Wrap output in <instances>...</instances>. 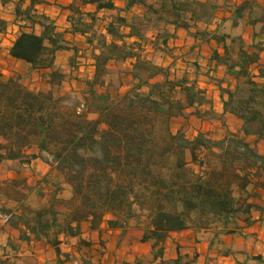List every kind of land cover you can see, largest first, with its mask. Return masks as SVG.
<instances>
[{
    "label": "trees",
    "instance_id": "obj_1",
    "mask_svg": "<svg viewBox=\"0 0 264 264\" xmlns=\"http://www.w3.org/2000/svg\"><path fill=\"white\" fill-rule=\"evenodd\" d=\"M0 1L4 7L14 4L23 24L10 56L32 65L27 78L46 87L31 89L23 74L0 77V167L36 161L49 167L37 191L20 170H13L11 179L0 177V225L19 231L24 241L46 242L69 260L62 246L78 239V246L89 245L81 238L84 226L96 229L106 221L111 229H140L142 241L152 244L154 264H191L180 252L176 260L164 259L162 245L171 234L191 231L200 241L214 226L224 235H240L253 223V214L262 209L258 191H264V154L257 148L264 142V9L249 22L254 26L250 46L244 38L249 1L230 7L231 15L218 21V0H127L125 11L139 7L143 14L118 16L107 35L91 36L95 17L88 14L92 20L86 22L74 2L73 32L87 35L98 51L94 77L80 80L55 65L57 53L72 48L49 17L34 11L46 0ZM88 4L100 11L118 9L114 0L82 1ZM170 27L215 44L210 62L234 83L216 82L221 115L186 77L173 79L170 69L143 56L142 44L155 32L154 47L170 51ZM5 30L0 18V33ZM131 38L138 41L128 43ZM128 59L134 63L129 71L118 69V85L108 82L111 62ZM124 76L130 85L121 93ZM66 83L74 85L64 93ZM228 116L241 129L222 140L204 132L190 139L172 127L179 118L207 122ZM65 187L69 199L60 197ZM35 191L45 205H31Z\"/></svg>",
    "mask_w": 264,
    "mask_h": 264
},
{
    "label": "crops",
    "instance_id": "obj_2",
    "mask_svg": "<svg viewBox=\"0 0 264 264\" xmlns=\"http://www.w3.org/2000/svg\"><path fill=\"white\" fill-rule=\"evenodd\" d=\"M18 0H15L17 2ZM83 0H46V3L39 4L35 7L34 11L38 14L49 17L55 24L57 31L65 35V39L68 42V46L72 50L59 51L56 55L55 65L58 69L63 71L65 69V63L62 61L65 55L71 60L76 55L75 50H78L79 55H84L83 63L86 70L78 69V72L84 74H90L87 78L86 75H79L81 79H92L95 74V60L94 54L98 53L95 45L88 43V36L77 34L73 32L71 23L72 11L70 6L75 2L77 7L82 11L86 22H91V18L88 14L95 17V23L90 25L89 35H107V26L116 20L118 16L127 17L132 19L134 15L143 14V9L135 7L129 12L125 11L127 0H114L117 10H98L97 5H82ZM250 2V9L245 15V32L244 38L248 45L253 44V32L254 26L249 22L251 18L259 15L264 9V2L261 0H218L219 10L217 13V20H222L225 17L231 15L229 8L236 9L244 2ZM28 1L25 7L29 6ZM260 10V11H259ZM2 11L9 12L11 14V23L8 24L6 32L1 33L2 37L12 38L7 51V59L16 64L18 67L24 68L25 72H9L7 70H0V75L11 76L13 74H28L33 71L32 65L16 61L10 56V50L13 43L22 31V23L16 20L14 15V4L3 6L0 1V13ZM4 19V18H3ZM18 24V25H17ZM261 25L257 27L260 29ZM172 36L168 40V46L170 50L176 49L179 52L190 53V55L207 57L208 61V75L214 76L217 79H226L232 82L231 78L226 77L225 69L222 67L216 68L215 64H211L210 58L212 50L215 47L214 43L207 44L194 40L189 33L184 29H175L170 27ZM125 33H129V30H125ZM36 33L41 34L42 29L36 28ZM14 35V37H13ZM157 33L149 34V42H144L143 49L149 59H153L156 54H160L164 59L163 64H159L165 68H173L178 63L173 58H170L163 51L156 49L153 45ZM264 42V36L261 38ZM111 37H108V42L111 43ZM128 43L138 41L137 38L127 39ZM208 49L209 54H205L204 50ZM189 55V56H190ZM162 60V61H163ZM167 61V62H166ZM71 62V61H70ZM69 62V64H70ZM134 60L128 59L124 62H111V67L117 66H129L128 70H131ZM118 64V65H117ZM179 64V63H178ZM71 66V64H70ZM180 67V66H178ZM186 67V66H185ZM184 67V69H186ZM170 68V71L172 70ZM75 68L71 66L69 72H64L68 76L75 75ZM172 72H175L172 70ZM220 77V78H219ZM184 77H181L182 79ZM174 79V78H173ZM70 88L74 84L66 83ZM188 85L195 86L197 89L210 93L212 86L203 84L197 80V77L190 78ZM76 86V85H75ZM217 88V87H215ZM125 91V88L121 89V93ZM220 92V91H219ZM211 100V98H208ZM215 110V107H213ZM218 115L223 113V106L215 110ZM233 118L231 116H228ZM203 122V121H200ZM206 126V122H203ZM260 197L256 202L261 206V210L253 214V223L245 227L240 235H225L221 237L222 243L225 248L223 252H216L214 248L218 242L215 239V235L210 239L202 238L200 241L196 240L195 234L191 231L183 233L171 234L168 240L162 245L165 250L164 259L167 261L176 260L181 256L185 258V261L191 262V264H264V191H258ZM143 233L137 228L123 229H111L105 221L96 229L90 228V225H85L82 231L81 238L86 240L89 245L78 246V240L67 241L62 246L63 253H70L71 259L65 260L63 256H58L56 249L48 245L43 241H24L20 238V232L9 227L5 222L0 225V264H154L153 247L151 243H144L142 241ZM179 237L177 240H174ZM261 256L262 260L257 261L254 258Z\"/></svg>",
    "mask_w": 264,
    "mask_h": 264
},
{
    "label": "rangeland",
    "instance_id": "obj_3",
    "mask_svg": "<svg viewBox=\"0 0 264 264\" xmlns=\"http://www.w3.org/2000/svg\"><path fill=\"white\" fill-rule=\"evenodd\" d=\"M264 2V0H261ZM260 11V10H259ZM0 18L4 21H6V30L8 28V24L11 23L12 19H11V14L9 12L6 11H2L0 13ZM4 18V19H3ZM18 25V24H17ZM23 26V25H21ZM27 29V28H26ZM6 30L4 32H6ZM29 30V28L27 29ZM14 37V35H13ZM12 43V38H5L2 37L1 33H0V70H7L9 72H25L26 70H24V68L18 67L16 64H13L12 62H10L7 59V51L8 48L10 46V44ZM205 54H209V50L205 48L204 50ZM166 55L170 58L175 59L176 61H179L178 63H176L173 68H171L172 70H174L175 72H172L171 70V77L174 79H180L181 77H186L188 80L190 78H194L197 77V80L203 84H207L212 86V89H210V93L206 94L207 98H211V101L213 102V107H215L216 109H219L220 107L222 108L223 103H222V99L220 96V92L219 89L217 87V81L220 79L215 78L214 76H209L207 72L208 71V61H207V57L205 55L203 56H196V55H190V53H183L177 51L176 49L174 50H170L166 53ZM190 55V56H189ZM143 56L148 58V56L145 54V49H143ZM75 57V58H74ZM74 57L69 60L68 56L65 55L64 58L62 59V61L65 63L66 68L62 69L64 72H69L71 70V66H73L75 68V71H73V73H76V76L81 75H86L87 78L90 77V74H84L82 72H78V69H82L86 70V68H84V55H79L76 54L74 55ZM164 58L158 53L156 54L152 60L155 64L158 65V63L163 64L165 61L163 60ZM163 60V61H162ZM71 61V62H70ZM71 66H70V64ZM167 62V61H166ZM180 66V67H178ZM186 66V67H185ZM128 65L127 66H122V64L120 66H117L116 68L113 69V73L112 75H110L109 77H107V81L108 82H114V86L118 85V69L121 70V72H126L128 70ZM184 67L186 69H184ZM169 68V69H170ZM30 73L28 74H24L25 76V84L27 86H29L31 89L34 90H39V89H45V84L42 83V81H40L39 79L37 81L33 80L30 81L29 78H27L29 76ZM28 75V76H27ZM1 76L4 77H8L7 75H3L1 74ZM75 76V75H72ZM220 78V77H219ZM80 80H84L79 78ZM123 82L125 84V86L123 88H125V91H123L122 93H125L128 89H129V78L127 76L123 77ZM82 83L81 84H76V88H82ZM229 84L234 85L233 82H229L227 80H225L224 82V86L227 87ZM217 87V88H215ZM71 88L65 84L64 88H63V92L67 93L70 92ZM206 93V92H205ZM216 112V111H215ZM173 130H183L184 133L186 134V136L190 139L195 138L200 132H204L206 133L211 139L214 140H222L227 136L230 135H238L240 133V129H241V123L234 119V118H224V120H215V121H207L206 122V126H204L203 122H200V120L193 118V117H188L186 118H179L177 120H175L172 124ZM253 143V140H252ZM258 151L262 154H264V142H261L258 144L257 146ZM13 170H20L21 174L27 178L28 183L33 186L36 190V188L38 189L39 187V182L48 174L49 172V167L44 165L42 162L40 161H36L34 162L31 166H21V165H16V164H6L4 166L0 167V177L3 180L6 179H11L12 177H14L13 175ZM47 191L48 187L45 188ZM37 191V190H36ZM36 191L34 192V194L31 196L30 198V203L32 206L34 207H40L43 206L47 203V200H41L38 196ZM48 194V193H47ZM71 196L70 194V190L68 187H65L63 193L61 194V198L63 199H69ZM211 232H209L208 234H206L204 236V239L208 240L210 239L212 236L215 235V239H217V243L216 246L214 248V251L216 252H223L225 245L224 243H222L221 241V237L225 236L223 234L222 231H220L219 228L217 227H212ZM179 237H176L174 240H177Z\"/></svg>",
    "mask_w": 264,
    "mask_h": 264
}]
</instances>
